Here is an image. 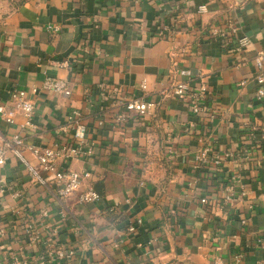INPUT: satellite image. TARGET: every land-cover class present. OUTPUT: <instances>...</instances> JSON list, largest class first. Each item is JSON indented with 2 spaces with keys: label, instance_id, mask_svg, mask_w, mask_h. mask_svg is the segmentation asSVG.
I'll use <instances>...</instances> for the list:
<instances>
[{
  "label": "crops",
  "instance_id": "obj_1",
  "mask_svg": "<svg viewBox=\"0 0 264 264\" xmlns=\"http://www.w3.org/2000/svg\"><path fill=\"white\" fill-rule=\"evenodd\" d=\"M166 24L172 30L162 34ZM261 50L264 0H26L17 8L0 0V104L11 106L16 89L36 103L35 128L21 114L15 124L0 117V137L21 138L37 165L32 146L75 142L70 116L79 110L94 155L59 166L90 170L88 186L101 194L62 199L9 150L0 167V264L16 255L28 264H264ZM47 75L66 79L72 94L43 88ZM179 80L192 90L208 85L213 117L174 96ZM109 88L116 98L105 101ZM132 96L155 102L154 112L120 120L119 98ZM204 150L235 155L216 166L199 162ZM70 249L67 259L47 257Z\"/></svg>",
  "mask_w": 264,
  "mask_h": 264
},
{
  "label": "built area",
  "instance_id": "obj_2",
  "mask_svg": "<svg viewBox=\"0 0 264 264\" xmlns=\"http://www.w3.org/2000/svg\"><path fill=\"white\" fill-rule=\"evenodd\" d=\"M204 10V6L201 8ZM49 29L59 30L58 26H48ZM164 30H161L163 34L165 30H172V26L166 24ZM218 30H215V33H218ZM246 43V40H243ZM256 67L257 75L256 82L258 85V97H264V50L258 52L256 58ZM67 61H64L63 64H67ZM142 89H146L147 85L145 82L142 83ZM43 88L48 90H53L58 93H62L66 96L72 94V89L66 79L52 77L47 75L43 82ZM109 89H104L101 92L102 99L105 101L114 100L116 98L117 90L114 88L113 92H110ZM33 92H37V88H33ZM172 93L178 99L187 104L190 111L194 115H203L210 114V117H213L212 113L209 112V107L206 104V101L209 97L210 90L208 85L202 84L199 89L192 90L190 83L188 81L179 80L177 81L173 88ZM121 106L126 110L124 114L121 115L120 120H126L129 117V114L135 112L141 116L151 115L155 108L156 103L153 101H146L140 96L132 97H122L118 101ZM18 114H21L25 118L24 125L25 127L35 128L36 123L34 121L36 114V103L29 97L28 91L25 89H16L11 93V106L5 104H0V117L10 124H15ZM70 120L73 124V135L75 142H63L55 147H39L32 146L31 150L38 160V164L34 165L31 163L25 156L21 149L23 145V140L19 137L13 138H2L0 137V167L6 163L7 153L9 150H12L25 164L29 174L32 179L38 181L42 184H45L47 180H52L57 195L62 198H69L74 194L78 193L79 201L82 203H90L99 201L101 199V194L97 192L93 187L88 186L92 178V172L90 170H74L66 166H59V160H70L77 158H86L94 155L95 146L88 142V125L82 119V113L79 110H74L70 116ZM101 123V121H100ZM234 153L226 152L224 156L215 155L209 157L208 150H204L198 156L200 163H213L214 165H220L224 158H233ZM46 172L49 175L45 177L43 173ZM87 183V185H86ZM84 186L87 188L85 190ZM245 194L244 192L242 193ZM201 203L211 207L214 205V202L211 203V200L204 196L201 198ZM216 204V202H215ZM218 204V203H217ZM43 217L49 215L48 210H43L41 212ZM247 217L242 218V222L247 223ZM142 223V219H138L135 224L130 226V231H136L138 224ZM4 233V229L0 228V235ZM57 231H54L53 234H56ZM259 242L263 243V239L260 238ZM75 253V249L70 250H56L51 251L47 257L49 260L54 261L57 259H67L72 257ZM242 254L239 253L236 257L237 261L242 259ZM45 260V257L44 259ZM12 264H28L27 259H22L17 255L13 257Z\"/></svg>",
  "mask_w": 264,
  "mask_h": 264
},
{
  "label": "trees",
  "instance_id": "obj_3",
  "mask_svg": "<svg viewBox=\"0 0 264 264\" xmlns=\"http://www.w3.org/2000/svg\"><path fill=\"white\" fill-rule=\"evenodd\" d=\"M8 1L10 2V5L13 6L14 8H17L26 2V0H8Z\"/></svg>",
  "mask_w": 264,
  "mask_h": 264
}]
</instances>
